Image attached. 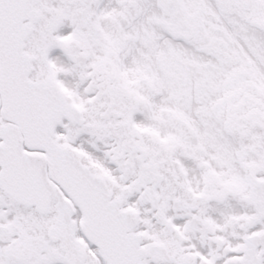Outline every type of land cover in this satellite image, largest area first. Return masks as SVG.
I'll list each match as a JSON object with an SVG mask.
<instances>
[{
  "label": "snow or ice",
  "instance_id": "1",
  "mask_svg": "<svg viewBox=\"0 0 264 264\" xmlns=\"http://www.w3.org/2000/svg\"><path fill=\"white\" fill-rule=\"evenodd\" d=\"M0 264H264V0H0Z\"/></svg>",
  "mask_w": 264,
  "mask_h": 264
}]
</instances>
